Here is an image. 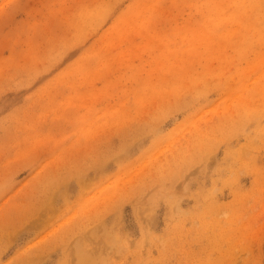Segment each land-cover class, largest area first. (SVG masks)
Masks as SVG:
<instances>
[{
    "label": "rangeland",
    "instance_id": "obj_1",
    "mask_svg": "<svg viewBox=\"0 0 264 264\" xmlns=\"http://www.w3.org/2000/svg\"><path fill=\"white\" fill-rule=\"evenodd\" d=\"M0 264H264V0H0Z\"/></svg>",
    "mask_w": 264,
    "mask_h": 264
}]
</instances>
